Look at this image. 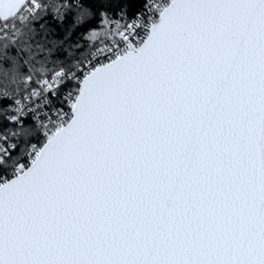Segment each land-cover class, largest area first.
Instances as JSON below:
<instances>
[{
    "label": "snow or ice",
    "instance_id": "6c2138e0",
    "mask_svg": "<svg viewBox=\"0 0 264 264\" xmlns=\"http://www.w3.org/2000/svg\"><path fill=\"white\" fill-rule=\"evenodd\" d=\"M0 264H264V0H0Z\"/></svg>",
    "mask_w": 264,
    "mask_h": 264
},
{
    "label": "trees",
    "instance_id": "16d2710c",
    "mask_svg": "<svg viewBox=\"0 0 264 264\" xmlns=\"http://www.w3.org/2000/svg\"><path fill=\"white\" fill-rule=\"evenodd\" d=\"M69 23H70V21H69Z\"/></svg>",
    "mask_w": 264,
    "mask_h": 264
}]
</instances>
